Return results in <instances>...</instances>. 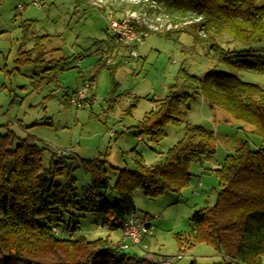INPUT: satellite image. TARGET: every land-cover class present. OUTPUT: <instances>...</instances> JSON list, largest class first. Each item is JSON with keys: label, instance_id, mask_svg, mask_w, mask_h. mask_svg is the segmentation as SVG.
I'll use <instances>...</instances> for the list:
<instances>
[{"label": "rangeland", "instance_id": "374dc122", "mask_svg": "<svg viewBox=\"0 0 264 264\" xmlns=\"http://www.w3.org/2000/svg\"><path fill=\"white\" fill-rule=\"evenodd\" d=\"M92 2L0 0V132L12 131L17 138L34 136L39 144H45L48 149L43 153V164L47 167L52 150L56 156L75 155L74 174L79 189H83L92 181V175L84 172L79 158L96 159L97 164L107 168L105 175L114 185L119 169L137 167L134 150L147 165L156 164L181 137L185 123L213 129L216 135L214 158L203 164L191 163L192 179L180 192L167 190L149 197L143 189L135 191L137 216L150 223L152 233L146 237L149 249L132 246L127 251L150 258L165 255L164 264L171 261L176 264H238L226 259L216 246L194 241L192 215L196 209L212 206L217 201L220 185L214 169L234 151L241 139H248L253 147L259 148L264 144L261 137L253 132L251 125L235 120L222 109L212 108L199 93L184 106L183 123L167 125L168 134L159 145L146 137L140 138L134 126L154 107V99L164 98L171 84L182 82V68L201 76L214 68L235 73L263 87L264 74L238 70L232 64L214 59L204 40L207 36L204 29L198 30L199 36L187 31L170 37L160 34L175 26L164 8L154 6L149 0H103L102 7ZM129 13H134L139 26L148 32L136 57L130 55L122 42V46L113 47L109 38V14L121 17ZM195 21L186 20L184 24ZM44 35H47L45 50L49 51L45 60L36 61L34 51L30 55L32 60L23 64L17 62L20 51L32 50ZM228 38L225 34L221 43L226 45ZM256 47L263 52L248 59L264 61V40ZM24 56L27 58L28 53ZM60 57L70 59L69 67L56 73L49 83L35 87L31 76L53 65L50 60ZM104 63L109 67L103 66ZM93 77L95 88L90 93L91 105L71 104L69 97ZM189 89L193 91L194 85H189ZM135 96L139 101L129 112ZM111 97L117 100L115 108L109 103ZM58 150L63 153L58 154ZM109 195L114 196V191L109 190ZM96 219V212L80 213L78 228L63 233L62 237L85 236L121 242V230L111 231L98 225ZM66 223H69L67 213L61 224ZM179 236L185 242L188 240L183 241V250Z\"/></svg>", "mask_w": 264, "mask_h": 264}, {"label": "trees", "instance_id": "16d2710c", "mask_svg": "<svg viewBox=\"0 0 264 264\" xmlns=\"http://www.w3.org/2000/svg\"><path fill=\"white\" fill-rule=\"evenodd\" d=\"M149 1L163 7L175 26L160 34L170 37L187 31L199 36L198 30L204 29V40L214 59L238 70L264 74V61L248 59L263 52L256 45L264 40V0ZM191 19L196 21L184 24ZM225 34L229 36L226 45L221 43ZM46 37L41 36L32 50L20 51L17 62L32 60L34 51V59L43 62L49 53L45 50ZM109 38L113 47L122 46L114 34L110 33ZM123 45L131 51V46ZM50 62L53 65L31 76L35 87L52 81L56 73L69 67L70 59L60 57ZM103 66L109 67L106 63ZM180 77L182 82L171 84L164 98L154 99V107L134 126L140 138L159 145L168 134L167 125L182 124L184 106L199 93L212 108L251 125L264 143L263 86L214 68L202 76L182 68ZM191 84L193 91L189 89ZM138 101L135 96L129 112ZM115 102L112 97L109 99L112 108ZM215 143L213 129L187 122L162 161L147 165L134 150L137 167L119 169L114 185L105 175L107 168L97 164L96 159L79 158L84 172L92 175V181L79 189L73 166L75 155L56 156L52 150L47 167L43 164V153L48 149L45 144H39L34 136L17 138L12 131L0 132V264H164L165 255L138 256L108 238H72L62 234L76 230L80 213L89 211L97 213L98 225L123 231L128 216L137 213V189H143L149 197L167 190L180 192L192 179L191 163L203 164L214 158ZM214 172L220 185L217 201L194 211V241L216 246L231 263L264 264V144L255 148L248 139H241ZM109 190L115 195H109ZM66 213L69 223L62 226ZM59 227L61 231L57 232L55 228ZM178 240L183 250L188 240L185 242L181 236Z\"/></svg>", "mask_w": 264, "mask_h": 264}, {"label": "built area", "instance_id": "2783aa9c", "mask_svg": "<svg viewBox=\"0 0 264 264\" xmlns=\"http://www.w3.org/2000/svg\"><path fill=\"white\" fill-rule=\"evenodd\" d=\"M92 3L94 6L102 7L103 0H93ZM20 8H23V6H20ZM109 17V31L122 43L131 46L130 55L132 57L138 56V47L144 43L148 32L146 30H137L136 26H139V21L136 15L129 13L121 17H115L113 14H109ZM94 88L95 84L92 80L86 81L74 91L68 101L77 107H87L92 103L90 93ZM57 153L61 154L63 151L58 150ZM195 192L198 193L197 190ZM55 230L58 232L57 228ZM122 233L121 249L127 250L132 246H139L144 250L149 249V244L146 243L145 237L152 233V226L147 220L138 217L137 213L133 212L128 216ZM178 256L180 257L181 255Z\"/></svg>", "mask_w": 264, "mask_h": 264}, {"label": "crops", "instance_id": "0c3cea01", "mask_svg": "<svg viewBox=\"0 0 264 264\" xmlns=\"http://www.w3.org/2000/svg\"><path fill=\"white\" fill-rule=\"evenodd\" d=\"M108 62H109V59H108ZM92 81L94 82V80L92 79ZM150 224V223H149ZM147 237V236H146ZM146 237H145V240H146ZM123 240V233H122V238L119 240V241H122Z\"/></svg>", "mask_w": 264, "mask_h": 264}]
</instances>
